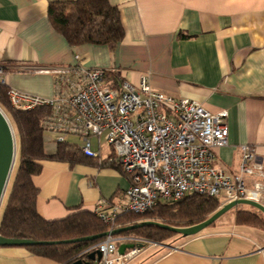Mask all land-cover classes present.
<instances>
[{
  "label": "crops",
  "instance_id": "1",
  "mask_svg": "<svg viewBox=\"0 0 264 264\" xmlns=\"http://www.w3.org/2000/svg\"><path fill=\"white\" fill-rule=\"evenodd\" d=\"M62 1L73 0H0V69L7 88L50 99L54 79L41 71L78 61L116 70L134 87L147 74L164 95L196 101L213 115L227 112L228 145L214 150L216 166L236 173L242 146L252 147L264 166V0H107L120 12L123 41L78 47L49 23L48 4ZM55 148L54 139L44 142L46 154ZM97 153L96 162H40L32 181L43 219L119 201L128 178L117 167L99 165L113 158L106 144L97 145ZM0 264L58 263L20 247H0ZM127 264H264V231L236 225L233 217L231 225L215 222L169 248L145 249Z\"/></svg>",
  "mask_w": 264,
  "mask_h": 264
},
{
  "label": "built area",
  "instance_id": "2",
  "mask_svg": "<svg viewBox=\"0 0 264 264\" xmlns=\"http://www.w3.org/2000/svg\"><path fill=\"white\" fill-rule=\"evenodd\" d=\"M41 72L54 79L52 98L8 88V103L19 112L48 108L49 114L40 121L44 132L53 134L58 143L66 136L80 138L85 156L97 157L91 140L96 139L100 147V139H104L113 161L128 178L117 203L99 201L94 209L108 231L118 228L116 220L123 214L143 215L159 204L189 195L214 198L220 208L239 200L261 204L264 166L255 161L252 147H240L234 174L215 164L214 150L228 145L226 111L213 115L196 101L164 95L152 87L147 74L139 77L135 87L123 79L113 87L106 77L117 74L116 70L89 69L79 61ZM2 73L0 69V76ZM124 243L134 247L120 255L117 249ZM156 247L161 245L133 237L107 236L84 254L100 253V260L91 264H127L145 249Z\"/></svg>",
  "mask_w": 264,
  "mask_h": 264
},
{
  "label": "trees",
  "instance_id": "3",
  "mask_svg": "<svg viewBox=\"0 0 264 264\" xmlns=\"http://www.w3.org/2000/svg\"><path fill=\"white\" fill-rule=\"evenodd\" d=\"M47 17L52 29L62 36L70 47L115 45L124 39L120 12L107 0L50 2L47 7ZM106 78L113 87H117L122 80L115 73L108 74ZM7 89L6 85L0 86V108L5 110L15 135L18 167L1 216L0 236L11 240L50 243L20 248L36 257L46 258L58 264H72L77 260H86L87 255L84 252L104 238L94 241L77 240L101 236L108 232V226L94 212L86 210H76L57 221L43 219L36 209L38 189L32 179L39 175L41 161L67 162L73 165L87 161L96 162L97 157L85 156L80 146L66 141L55 142V152L51 155L46 154L44 130L40 126V121L49 114V109L39 107L27 112L16 111L8 103ZM105 163L99 165L117 167L120 170L113 158ZM219 207V201L214 198L189 195L177 202L159 204L153 211L143 215L119 216L116 220L118 228L128 226L134 228L114 237H133L162 243L159 244L161 251L170 245L163 244L164 241L176 234L159 225L189 227L206 220ZM234 221L236 225L255 227L264 231V215L255 209L238 210ZM143 222L153 224L135 227Z\"/></svg>",
  "mask_w": 264,
  "mask_h": 264
},
{
  "label": "water",
  "instance_id": "4",
  "mask_svg": "<svg viewBox=\"0 0 264 264\" xmlns=\"http://www.w3.org/2000/svg\"><path fill=\"white\" fill-rule=\"evenodd\" d=\"M16 153H17V147H16V140L13 129L5 114L0 110V204L2 202L6 188L8 186L9 179L11 177V172L15 162ZM240 206H246L255 209L264 215V206L262 204L247 200H239L222 206L216 212L210 215L206 220L189 227H171L166 225H159V226L163 227L169 232L176 234L180 238H188L199 234L206 228L213 225L224 214ZM148 224H153V223L143 222L135 227H143ZM133 228H134L133 226L118 228L112 231H108L101 236L88 237L77 241H94L96 239L105 238L107 236H114L122 232H126ZM45 244H50V243L35 242L30 240H11V239H5L0 236V247H24V246L45 245ZM133 247H134L133 245H120L117 249V253L122 255L125 250L132 249ZM166 248H169V246H166ZM100 257H101L100 253L96 251L88 254L86 260H77L72 264H91L94 261H99Z\"/></svg>",
  "mask_w": 264,
  "mask_h": 264
},
{
  "label": "rangeland",
  "instance_id": "5",
  "mask_svg": "<svg viewBox=\"0 0 264 264\" xmlns=\"http://www.w3.org/2000/svg\"><path fill=\"white\" fill-rule=\"evenodd\" d=\"M2 77V76H0ZM2 112L5 114V110L3 108H1ZM6 116V114H5ZM7 117V116H6ZM54 139V142H55V136H53V134H50L48 132H44V142L47 141V139ZM65 141L67 143H70V144H75V145H78V146H81L82 145V141L80 140V138L78 137H75V136H66L65 137ZM102 145L104 146V139L101 138L100 139ZM91 149L93 152H97V140L96 139H92L91 140ZM17 160V158L15 159V161ZM17 167H18V162L16 161V166H15V163L13 165V168H12V172H11V175L13 172H16L17 170ZM15 169V170H14ZM15 174V173H14ZM14 176V175H13ZM11 178V177H10ZM13 180V179H12ZM11 187V186H10ZM10 187H8V189H6L5 191V194L3 196V199H2V202L0 204V220H1V216H2V213H3V210L5 208V205H6V202H7V197H8V194H9V189ZM8 192V193H7ZM6 195V196H5ZM220 208V207H219ZM218 208V209H219ZM244 209H250L249 207H246V206H240V207H236L232 210H230L229 212H227L226 214H224L222 217H220V219H218L216 221V225H223V226H228V225H231V223L233 222V217L235 216V213L238 211V210H244ZM177 240H179V236H172V237H169L166 241H164L163 244H170V245H175ZM156 244H162V243H156ZM158 248V247H156ZM159 249V248H158Z\"/></svg>",
  "mask_w": 264,
  "mask_h": 264
}]
</instances>
